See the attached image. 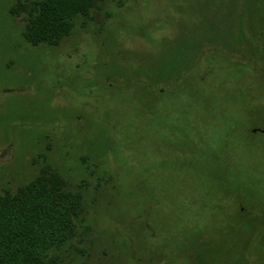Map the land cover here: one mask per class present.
<instances>
[{
  "label": "rangeland",
  "instance_id": "1",
  "mask_svg": "<svg viewBox=\"0 0 264 264\" xmlns=\"http://www.w3.org/2000/svg\"><path fill=\"white\" fill-rule=\"evenodd\" d=\"M18 1L37 0H0V192L33 153L89 180L95 244L68 264H264V0L100 3L55 47L24 40Z\"/></svg>",
  "mask_w": 264,
  "mask_h": 264
},
{
  "label": "trees",
  "instance_id": "2",
  "mask_svg": "<svg viewBox=\"0 0 264 264\" xmlns=\"http://www.w3.org/2000/svg\"><path fill=\"white\" fill-rule=\"evenodd\" d=\"M126 1L128 0L18 1L17 6L10 8L9 14L11 16H19L20 12L25 14L22 36L28 44L55 47L63 38L71 35L77 20L84 21L90 18L91 12L98 4L117 2L118 6H122ZM138 73L136 72L134 83L130 86L137 87L138 83L147 82V86L150 87L157 81L156 78H151L150 72L147 76ZM111 74L114 76H108V80L117 79L128 84L126 79L116 78L114 72ZM128 90L136 95L127 86L126 91ZM139 91L142 92V89L139 88ZM147 96L148 93L141 98L136 97L138 105L135 107L137 110L141 109L139 104L144 105L145 97L147 98L145 102L147 106H142L153 111L147 120V125L152 128L153 123L159 120L158 116L153 114H157L156 110L161 106L162 99L158 96ZM32 150L41 152L35 146ZM40 154H31L33 155L31 164L39 167L33 178L21 183L12 192L8 188L0 192V264H68L78 263V257L84 259L91 257L89 251L95 241L88 237L92 227L85 217L89 201L84 194L85 190H89V180H78L72 186L68 179L66 180L48 164L40 165ZM94 156L95 154L92 155L93 159ZM89 157L91 155L88 156L87 162L91 159ZM81 160H85L83 155ZM95 167L89 170L90 177L95 174L93 172ZM102 181L104 180H101V177L95 179L93 183L95 191L103 189ZM84 243H88V247H85ZM183 245L182 241L180 246ZM111 247L112 253L118 249L114 242ZM66 252L72 254L73 260H66ZM79 263L84 264L82 260Z\"/></svg>",
  "mask_w": 264,
  "mask_h": 264
}]
</instances>
